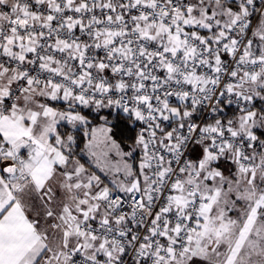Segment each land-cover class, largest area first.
Returning <instances> with one entry per match:
<instances>
[{
  "label": "snow or ice",
  "instance_id": "snow-or-ice-1",
  "mask_svg": "<svg viewBox=\"0 0 264 264\" xmlns=\"http://www.w3.org/2000/svg\"><path fill=\"white\" fill-rule=\"evenodd\" d=\"M0 264H264V0H0Z\"/></svg>",
  "mask_w": 264,
  "mask_h": 264
}]
</instances>
